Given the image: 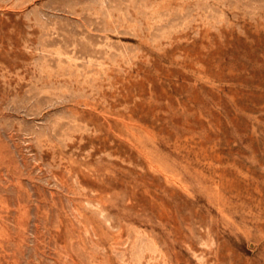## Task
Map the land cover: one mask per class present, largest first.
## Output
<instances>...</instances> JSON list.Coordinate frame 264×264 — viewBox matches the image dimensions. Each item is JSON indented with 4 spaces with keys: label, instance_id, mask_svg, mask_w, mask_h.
<instances>
[{
    "label": "rangeland",
    "instance_id": "rangeland-1",
    "mask_svg": "<svg viewBox=\"0 0 264 264\" xmlns=\"http://www.w3.org/2000/svg\"><path fill=\"white\" fill-rule=\"evenodd\" d=\"M0 264H264V0H0Z\"/></svg>",
    "mask_w": 264,
    "mask_h": 264
}]
</instances>
